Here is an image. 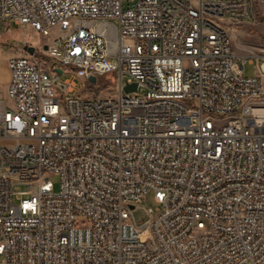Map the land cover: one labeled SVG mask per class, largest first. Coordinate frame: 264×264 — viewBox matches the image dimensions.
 Masks as SVG:
<instances>
[{
    "label": "built area",
    "instance_id": "2783aa9c",
    "mask_svg": "<svg viewBox=\"0 0 264 264\" xmlns=\"http://www.w3.org/2000/svg\"><path fill=\"white\" fill-rule=\"evenodd\" d=\"M253 5L0 0V40L10 21L45 37L7 58L0 264H264V57L231 34ZM71 68L116 95L75 94Z\"/></svg>",
    "mask_w": 264,
    "mask_h": 264
},
{
    "label": "rangeland",
    "instance_id": "374dc122",
    "mask_svg": "<svg viewBox=\"0 0 264 264\" xmlns=\"http://www.w3.org/2000/svg\"><path fill=\"white\" fill-rule=\"evenodd\" d=\"M234 50L237 54L251 57L259 54L264 57V0H254L253 16L250 20L239 23L231 30ZM45 37L29 24H16L12 21L1 29L0 40V75L8 72L7 58L11 54H24V45H41ZM258 64L256 59L253 62H247L244 72L247 75L256 74ZM74 77L77 87L75 94L86 96L107 97L116 95L114 84L111 83L109 76H99L96 82L85 79L77 74V68H71V71L65 72L63 77ZM0 81V98L8 100L7 84ZM51 178L55 184V189L59 188V176L52 174ZM16 190L26 189L23 185H17ZM158 204L153 198V192H149L146 198L134 210V216L138 223H142L150 218L149 208L156 207Z\"/></svg>",
    "mask_w": 264,
    "mask_h": 264
},
{
    "label": "bare ground",
    "instance_id": "6f19581e",
    "mask_svg": "<svg viewBox=\"0 0 264 264\" xmlns=\"http://www.w3.org/2000/svg\"><path fill=\"white\" fill-rule=\"evenodd\" d=\"M102 24L106 25V26H113V18L102 17ZM191 227L192 228H199V219H192L191 220Z\"/></svg>",
    "mask_w": 264,
    "mask_h": 264
},
{
    "label": "water",
    "instance_id": "95a60500",
    "mask_svg": "<svg viewBox=\"0 0 264 264\" xmlns=\"http://www.w3.org/2000/svg\"><path fill=\"white\" fill-rule=\"evenodd\" d=\"M45 48H47V45H45ZM24 49L25 50H27L28 52H30V53H33L34 51H35V46H33V45H29V44H25L24 45ZM57 71L58 72H62V69H60V68H57ZM92 82H96V77L95 76H90V78H89ZM131 85L130 86H128L127 87V89H131Z\"/></svg>",
    "mask_w": 264,
    "mask_h": 264
},
{
    "label": "crops",
    "instance_id": "0c3cea01",
    "mask_svg": "<svg viewBox=\"0 0 264 264\" xmlns=\"http://www.w3.org/2000/svg\"><path fill=\"white\" fill-rule=\"evenodd\" d=\"M11 55H13V54H11ZM11 55H9V56H11ZM9 56H8V57H9ZM9 79H10V72H9V70H8V72L6 73V75L3 76V80H2V77H1V75H0V81H1V80L4 81L7 85H8Z\"/></svg>",
    "mask_w": 264,
    "mask_h": 264
}]
</instances>
